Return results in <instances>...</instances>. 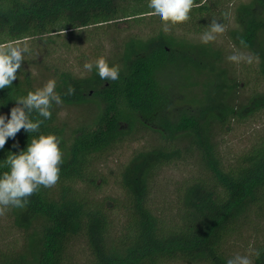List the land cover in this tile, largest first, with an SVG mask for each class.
Returning a JSON list of instances; mask_svg holds the SVG:
<instances>
[{
  "label": "trees",
  "instance_id": "1",
  "mask_svg": "<svg viewBox=\"0 0 264 264\" xmlns=\"http://www.w3.org/2000/svg\"><path fill=\"white\" fill-rule=\"evenodd\" d=\"M223 2L195 0L199 6L193 9L212 12ZM143 3L149 0H0V42L42 38L51 43L55 35L109 28ZM140 10L136 15L153 11L148 6ZM232 14L234 26L227 38L240 52L258 57L256 75L264 81V0L240 1ZM122 51L116 62H108L120 68L116 81L102 80L95 68L80 77L38 63L56 80L63 104L53 105L51 118L38 132L21 129L7 140L0 149V175L9 171L7 157L26 150L41 134L61 138L63 164L55 187L41 188L26 208L8 211L23 243L15 252L0 253V264H227L234 257L229 238L251 215L264 218V135L228 164L218 142L233 123L246 120V108L252 107L250 116L264 109V92H254L241 105V84L222 65L224 50L212 43H193L184 35L160 31L128 39ZM31 61L26 54L18 78L0 90V115L10 118L17 97L42 87L27 69ZM70 85L75 94L69 96ZM67 107L94 109L95 117L85 116L70 128L60 119ZM31 119L43 118L33 112ZM145 129L157 133L161 142L135 151L119 169L116 185L124 199L98 198L102 185L97 179L107 182L98 162L117 144L141 138ZM187 157L195 160L198 174L179 186L178 212L169 220L152 205V191L164 167ZM120 207L126 210V222L117 231L112 214ZM77 240L89 253L83 262L73 251ZM252 262L264 264V228Z\"/></svg>",
  "mask_w": 264,
  "mask_h": 264
},
{
  "label": "rangeland",
  "instance_id": "2",
  "mask_svg": "<svg viewBox=\"0 0 264 264\" xmlns=\"http://www.w3.org/2000/svg\"><path fill=\"white\" fill-rule=\"evenodd\" d=\"M240 1L247 0H224L219 9L213 8L212 12L199 13L192 9L190 20L186 23L172 27L170 33L174 35H184L193 43H201V36L208 31L209 25L213 19L226 26V32L217 37L216 41L211 42L216 48L224 50V66L234 72V76L241 84L238 95L239 103L247 105L250 96L254 92H264V81L257 79V62L251 65L241 63L236 65L228 61L227 57L240 52L231 45L227 38V30L234 26L232 11ZM146 4H140V7H132L121 21H115L102 27H88L82 31L64 33L55 35L51 43H46L44 39L27 40L31 48L29 54L31 64L27 63V69L34 78L37 85H44L49 79H53L50 73L43 71L40 62L49 64L52 67H58L70 71L73 74L85 77L91 72L84 69L86 62H92L104 57L108 62H116V59L123 55L122 44L132 37L147 38L163 31V25L158 16L149 14H139L141 8L146 10ZM202 30V31H201ZM50 51L53 52L50 54ZM240 53L250 54L245 51ZM251 55V54H250ZM56 70V69H55ZM53 70L51 71V73ZM44 77H43V76ZM173 81V80H171ZM195 94H200L201 89L194 90ZM186 95L181 98L186 99ZM188 97H191L188 94ZM251 108L248 107L242 112L243 122H235L229 130L219 137V151L222 159L228 164L233 163L235 159L242 154L262 135H264V109L251 115ZM187 111V108H183ZM88 118H94V109L87 111L84 107H67L60 113V119L74 128ZM154 127L157 129L154 125ZM138 140H127L124 143L117 144L114 150L105 158L98 162V172L102 182L98 178V183L102 185L97 197H112L122 201L124 194L116 185L117 174L121 166L126 163L135 151L150 148L158 145L161 139L157 133L149 130L141 131ZM198 166L195 160L187 157L184 160H177L164 167L157 179L155 189L152 191L151 203L163 217L171 220L178 212V194L177 190L181 184L198 174ZM112 218L114 227L117 231L125 225L126 210L118 208L113 212ZM264 218L251 215L246 225L238 233L232 235L228 240V248L233 256L245 255L252 260L253 250L262 237ZM23 243L22 233L13 225V219L10 213L0 216V253H12L20 249ZM76 257L80 262L85 261L89 256L86 246L82 240H77L74 246ZM178 264V263H174Z\"/></svg>",
  "mask_w": 264,
  "mask_h": 264
},
{
  "label": "clouds",
  "instance_id": "3",
  "mask_svg": "<svg viewBox=\"0 0 264 264\" xmlns=\"http://www.w3.org/2000/svg\"><path fill=\"white\" fill-rule=\"evenodd\" d=\"M195 0H149L148 7L151 15L158 16L163 25V32L169 34L172 27L190 20V13L198 7ZM226 32V26L213 19L208 31L201 36V43L207 45L216 41L217 37ZM241 45L247 47L241 39ZM31 48L27 41L6 40L0 42V90L11 87L18 78V70L22 67L25 55L30 54ZM236 65H248L258 61V57L236 52L227 57ZM84 69L91 72L93 68L104 81L119 79L118 65L110 66L104 57L95 63L86 62ZM55 79H49L42 87L29 91L26 96L16 98V105L10 111V118L0 115V149H3L9 138H15L21 129L34 133L38 132L44 120L52 116L53 105H62L63 100L56 91ZM75 94L71 85L66 95ZM37 113L43 119L33 122L32 113ZM61 138L54 134H41L32 138L27 149L19 154L7 157L9 171L0 175V216H4L12 208L24 209L29 203V197L38 193L41 188H53L59 182L64 153L60 148ZM257 258L260 252L256 251ZM227 264H253L245 255H236L227 260Z\"/></svg>",
  "mask_w": 264,
  "mask_h": 264
}]
</instances>
